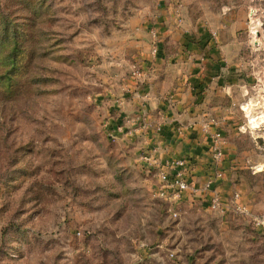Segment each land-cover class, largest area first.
<instances>
[{
  "label": "rangeland",
  "instance_id": "374dc122",
  "mask_svg": "<svg viewBox=\"0 0 264 264\" xmlns=\"http://www.w3.org/2000/svg\"><path fill=\"white\" fill-rule=\"evenodd\" d=\"M0 23L23 49L13 90L0 82V264H264V0H0ZM149 85L165 107L184 88L224 136V168L206 164L226 177L221 210L158 198L117 133Z\"/></svg>",
  "mask_w": 264,
  "mask_h": 264
},
{
  "label": "crops",
  "instance_id": "0c3cea01",
  "mask_svg": "<svg viewBox=\"0 0 264 264\" xmlns=\"http://www.w3.org/2000/svg\"><path fill=\"white\" fill-rule=\"evenodd\" d=\"M212 43H217V40L212 39ZM211 43V42H210ZM211 45L214 47V45ZM190 56V55H189ZM201 56V57H200ZM199 57V60H201V63H197L194 65L195 68V74L197 77L202 75V73H207L208 70H206V67L209 66V64H212L214 61L213 59L208 55L202 53ZM191 57V56H190ZM189 57V59H190ZM194 56H192V59ZM198 59V58H197ZM203 62V63H202ZM214 66V64H212ZM204 71V72H203ZM217 72V71H216ZM134 76L136 78L140 77V73L133 72ZM155 73H151V78L148 82L155 83L154 78ZM217 75V74H215ZM218 76V75H217ZM195 77V75H194ZM149 83V84H150ZM145 86L144 89H138L135 94H133V89H131L132 93V103L133 106L136 104L138 106L137 111L134 115H128L124 117V115H119V118L122 120H125L117 127V133L123 132L125 139L136 141L137 147H139L142 151L141 155V163L144 164L146 168H149L153 171H155L156 176V191L158 189V177L157 172L158 168L153 164V160L158 163L159 165H163L167 160H174V159H180V158H188L191 160V162L195 166V171L193 173L192 178V185L194 187H201L207 177L209 175H212L214 172H212L213 168L211 170L208 169L207 163L210 164L212 161L209 159L210 156V146H211V140L210 135L208 132H206L203 129V125L205 122H207V111L206 109L203 110L202 106L192 103L191 101L185 102L182 100L184 97V94L182 95L181 90L178 88L175 95L169 98V103L167 107L165 102L161 101V97H158L156 91L159 89L155 87L154 85ZM148 87V88H146ZM191 92L193 88H190ZM181 93V94H180ZM208 94V92H206ZM130 96L128 97V99ZM165 100L167 98H164ZM122 103V100H120ZM125 103V102H124ZM212 105V104H211ZM149 106L150 111L151 108H155L156 106H160L161 108L164 107L165 111H160L157 113V115L161 116V119H163L162 123L157 127H152L148 125H144L143 123L139 122L141 120V117L139 118L140 110L142 107ZM132 110V108H131ZM160 110V109H159ZM203 110V111H202ZM128 111H130V108H128ZM149 118L152 119L153 116L150 114ZM134 123H136L134 125ZM150 124V123H149ZM128 128V130H127ZM212 129H210L211 131ZM213 131V130H212ZM116 132V131H115ZM157 132V133H156ZM145 156H149L150 160L146 161L143 158ZM152 160V161H151ZM211 160V161H210ZM225 161V157L223 158V161ZM221 165V166H220ZM224 164L219 163L217 167H214V163L212 164V167L219 170V168H224ZM225 176L223 179H219L216 181L215 186L217 191L219 189L217 188L218 184H220L221 181L225 182ZM242 185H233V193L238 194L240 199H237V203L241 204L242 202V191H241ZM231 194V193H229ZM233 194V195H234ZM232 194L229 195V197L233 196ZM174 197V196H171ZM182 197H187L189 199H192L195 197H200L197 195H189L185 194ZM193 199V200H194ZM196 200V199H195ZM184 200L176 201L174 200L172 204L177 206L179 203L183 202Z\"/></svg>",
  "mask_w": 264,
  "mask_h": 264
},
{
  "label": "built area",
  "instance_id": "2783aa9c",
  "mask_svg": "<svg viewBox=\"0 0 264 264\" xmlns=\"http://www.w3.org/2000/svg\"><path fill=\"white\" fill-rule=\"evenodd\" d=\"M212 122L204 123L203 129L209 133L211 146H210V155L211 160L214 165H218L222 162L224 158V151L226 141L224 136L218 130H211ZM248 125L255 130L259 126L252 127L251 124ZM264 139V138H263ZM144 160H150V157L145 156ZM152 161V160H151ZM153 164L158 168L157 177H158V189L156 191V196L160 199H163L169 203L170 206H174L172 202L174 200L180 201L185 200L186 197H182L185 194L197 195L200 197L195 198H206L207 197V206L211 212H216L221 210L223 207V199L219 191H217L215 183L220 179V173H213L209 175L205 183L201 187H194L192 185L193 173L195 171V166L188 158H180L174 160H167L163 165H159L154 160ZM174 196V197H171ZM239 199L238 194L232 196V200L236 203ZM176 206V205H175ZM239 212H245L243 206H237ZM175 216L174 212L172 213Z\"/></svg>",
  "mask_w": 264,
  "mask_h": 264
},
{
  "label": "trees",
  "instance_id": "16d2710c",
  "mask_svg": "<svg viewBox=\"0 0 264 264\" xmlns=\"http://www.w3.org/2000/svg\"><path fill=\"white\" fill-rule=\"evenodd\" d=\"M0 46L2 50H4L2 55L3 59H1L0 65L5 68L4 71L0 73V82L2 80H8L6 82L5 90L9 92L13 90V86L15 84L11 83L13 77L10 76L15 70L18 71V69L21 67V63L19 66H17V62L18 60L21 62L23 49H20L19 34L13 27L11 28L6 23H0ZM198 84H200V86L197 84L194 85L193 90L196 92V94H201L205 88V85L202 83Z\"/></svg>",
  "mask_w": 264,
  "mask_h": 264
},
{
  "label": "bare ground",
  "instance_id": "6f19581e",
  "mask_svg": "<svg viewBox=\"0 0 264 264\" xmlns=\"http://www.w3.org/2000/svg\"><path fill=\"white\" fill-rule=\"evenodd\" d=\"M253 24H255V23H253ZM243 107H244V109L247 111V115H248L249 113H248V109H247L246 105H244ZM242 110H243V109H242ZM250 123H252V126H253V127L256 126V124L254 123V120H253V119L250 120Z\"/></svg>",
  "mask_w": 264,
  "mask_h": 264
}]
</instances>
